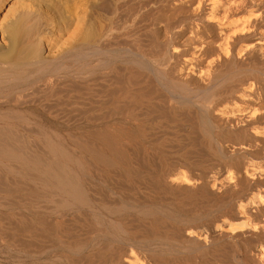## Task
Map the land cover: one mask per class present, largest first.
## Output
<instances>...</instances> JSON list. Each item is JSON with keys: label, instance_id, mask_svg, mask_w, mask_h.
Listing matches in <instances>:
<instances>
[{"label": "bare ground", "instance_id": "1", "mask_svg": "<svg viewBox=\"0 0 264 264\" xmlns=\"http://www.w3.org/2000/svg\"><path fill=\"white\" fill-rule=\"evenodd\" d=\"M102 54L104 64L98 58L87 61L86 66H78L80 60ZM117 54L140 58L151 69L156 68L176 92L199 95L214 90L208 108L212 122L231 138L237 134L223 145L225 153L234 160L222 162V166L233 167L234 175L220 182L204 179L202 184H196L197 179L194 181L187 175L193 171L188 163L173 161L163 172L157 170L160 166L156 167L153 161L150 163L142 151L138 133L132 128H137L145 139H151L161 124H175L187 115L171 104V99L177 96L170 99L161 92L151 69L112 63L111 56ZM41 72L44 74L40 75ZM33 73L38 77L27 86L12 88ZM38 107L61 126L104 124V133L98 135L106 148L104 174L112 186L114 180L125 183L127 175H132L135 179L147 178L153 193L157 186L151 183V177L161 179L162 185L177 195H199L198 208L210 203L229 205L222 220L211 222L204 229L174 227L169 232L168 225V231H161L165 225L146 228L135 219L136 222H114L117 230L129 233L134 240L164 238L203 245L218 241L247 242L244 263L264 264V0H0V157L13 156L10 146L25 148L29 144L21 130L31 132L48 127L36 114ZM102 109V117L89 116ZM184 122L180 123L181 129L190 133L193 124ZM210 147L205 152L212 154ZM31 157L36 164L63 176L61 166L49 156ZM250 160L255 164L249 165ZM23 169L27 175L41 178L28 166ZM62 179L68 186V181ZM11 182L0 176V187H5L0 191L25 195L35 192L21 182ZM103 202L104 206L115 203L108 192H104ZM10 225L29 237L19 239L12 235L5 237L3 244L31 249L36 255L45 251L47 243L55 247L67 242L69 248L79 249L93 235L108 233V228L86 220L67 226L44 220ZM220 256L219 260L196 264H230L231 257L225 253ZM83 259H75L73 264L157 263H151L133 247L111 244L104 247V252Z\"/></svg>", "mask_w": 264, "mask_h": 264}, {"label": "rangeland", "instance_id": "2", "mask_svg": "<svg viewBox=\"0 0 264 264\" xmlns=\"http://www.w3.org/2000/svg\"><path fill=\"white\" fill-rule=\"evenodd\" d=\"M125 57L126 58L117 54L111 56L110 59L112 63L128 66L135 65L140 70L151 69L149 65L147 66L145 65L146 63L144 64V62H141L142 60L140 58L136 59L134 56ZM98 58H100L104 64V55L102 54L97 58L80 60L78 66H86V64ZM144 67L147 68L145 69ZM151 70L152 76L158 82L161 92L170 99L177 96L178 98L171 99V104L177 107L179 111L184 112L187 115V117H185L189 119L184 117L183 119L176 121L175 124L164 123V126L161 124L158 129H155L156 131L152 135L153 139H145V137L139 134L140 131L137 128H132V130L138 133V140L140 139L139 141L142 144V151L149 159L150 163L153 161L156 167L157 165L160 166V169H156L162 172L164 171V168L166 170L168 165L173 161H183L188 163L192 166L191 168L193 171L191 173L188 172V174L186 172V174L188 176L191 175L194 181L197 179L196 184H202L204 179H210L209 181L212 182H220V179L222 181V179L227 178V176L234 175L236 170L233 167L228 168L222 166V162H231L234 160L233 156L225 153L223 145L228 139L234 140L237 137V134L233 135L231 138V135L226 133V130L218 127L212 122L208 108L211 101H213L212 93L214 90L209 89L206 92L203 91L198 93L199 95L182 94L176 92L177 90L173 88L172 84L165 81L162 75H159L160 73L156 68L152 67ZM43 74V72L40 73V75ZM33 75L34 73L30 76L27 75L28 80L27 77L24 76V78H26H22L14 83L12 88L16 89L17 87L21 88L27 86L33 79L38 77V75ZM45 111L46 110L41 107L35 108L36 114L38 113L37 115H40L43 118L49 128L47 127L40 130L33 129L31 132L30 130H21L24 139L29 143L27 144L28 146L25 145V148H21V146L16 147L17 145H13L14 149L10 146L8 149L12 150L13 156L11 158H4L1 156L4 159L0 157V176L2 178H5L10 183H12L11 181L21 182L35 191L32 195L8 192L2 193L1 191H3L5 187H0L3 188L0 191L1 264H73L75 259L76 261H80V259L104 252V247L110 244L114 247H133L141 256L146 259L149 258L148 260L150 262H157L156 264H169L171 261H185L186 264H196V262L200 261L205 262L212 259L219 260L221 259L219 254L221 253L227 254L226 257H231V259H229V261H231L230 264H245L244 251L246 250L247 242L227 244L228 242L218 241L209 242L207 245H203L199 243L182 244L164 238H144L134 240L129 233L117 230L114 226V222H136L137 220L139 221H137V223L145 225L146 228L151 226L159 227L157 224H162V227L165 225L163 229L160 227L161 231H168L166 227L168 225H170L168 226L169 232L178 228L188 230L204 229L211 222L222 220L229 205L222 204L215 206V204L210 203L207 206L200 207V209L197 206V202L200 200L199 195H177L162 185L163 182L161 179L156 180L154 178V180L151 177V183H155L157 186V190L155 189L156 192L153 191V193L148 188L149 180H147V178L135 179L132 175H127L128 179L125 180V183L121 180H114L112 186V184L109 183V179L104 174L103 157L106 148L104 147V142L98 135V133H104V124L94 125L85 123V125L65 127L58 123L55 124L52 115L47 114V111ZM103 112L104 109L90 113L89 116L97 118L101 115L100 117H102L104 114ZM187 120L191 121L193 124V129L190 133L189 131L184 133L180 126V123L183 125L185 123L184 121ZM165 124L169 126L167 127ZM195 128L196 130L194 131ZM162 131L165 135L164 133H161ZM34 132L36 133L34 134ZM38 132L44 136L39 135ZM166 132L168 133L166 134ZM169 132L171 134L170 136ZM234 136L236 137L234 138ZM206 145L207 147L212 146L210 147L212 154L205 152L208 151ZM203 152L205 153L203 154ZM40 153L45 154L47 157L49 156L52 161L58 163L59 167L61 166L60 168L63 169L62 172L64 173L62 177H64V180L68 181V186L64 184L62 177H60L54 169H49L44 165L33 162L31 155H41ZM208 154H210L211 157ZM99 157H101V159ZM252 161L253 160H250L248 162L249 165L255 164V161ZM116 162L118 167L123 169L119 162ZM24 166H28L34 174L39 175L43 179L38 178L39 180H37L36 178L27 175L26 171L23 169ZM162 166L163 168H161ZM178 172H182V170ZM200 172L202 173L200 174ZM208 176L210 177L208 178ZM216 179H218V181ZM128 182L130 183V186ZM113 187L115 189H113ZM129 187L132 189H127ZM104 192H108L111 196L115 202L113 205L104 206ZM137 192L140 194H137ZM159 192L163 193L159 194ZM150 194L155 197L156 200L153 199ZM18 197H20V199ZM123 197L125 198L123 199ZM166 197L167 199H172L167 200ZM152 199L155 203H153ZM144 200H149L147 202H150V204L147 202L145 203ZM118 203L120 205H116ZM184 206L187 209H184ZM192 208H194L195 211H193ZM189 209H191L192 212ZM7 219L10 221H7ZM43 220L61 226L80 223L86 220L102 226L103 228H108V233L105 235H103L104 233L93 235L89 243L79 249L69 248L68 245L70 244L67 242H61V245L55 247H51L49 246V243H47L46 246L48 248L46 247L45 251L39 255H36L31 249H21V247H12L3 244L6 241L5 237L12 235L19 239H27L29 237L28 233H18L15 231L10 224L17 225L22 221L37 222Z\"/></svg>", "mask_w": 264, "mask_h": 264}]
</instances>
